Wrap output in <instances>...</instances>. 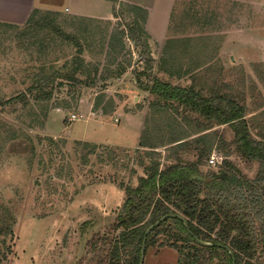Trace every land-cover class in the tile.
<instances>
[{
    "label": "rangeland",
    "instance_id": "374dc122",
    "mask_svg": "<svg viewBox=\"0 0 264 264\" xmlns=\"http://www.w3.org/2000/svg\"><path fill=\"white\" fill-rule=\"evenodd\" d=\"M105 2L94 14L107 20L37 11L30 26L0 25V224L10 228L0 236V264L100 261L104 250L89 244L112 228L120 186H136L151 161L169 163L166 148L140 147L151 106L158 102L168 124L174 113L150 93L155 79L204 93L216 86L243 107L251 136L264 142V0ZM167 52L180 76L160 69ZM75 59L90 66L76 72L79 83L66 80ZM49 69L57 71L49 97L29 92ZM89 74L90 87L80 83ZM177 109L178 120H191L182 124L188 135L196 133L201 120ZM209 127L201 135L212 134L214 164L209 156L201 171L228 161L253 180L258 164L237 154L231 126ZM179 156L196 159L193 151ZM176 261L169 248L143 257V264Z\"/></svg>",
    "mask_w": 264,
    "mask_h": 264
},
{
    "label": "trees",
    "instance_id": "16d2710c",
    "mask_svg": "<svg viewBox=\"0 0 264 264\" xmlns=\"http://www.w3.org/2000/svg\"><path fill=\"white\" fill-rule=\"evenodd\" d=\"M36 13L32 12L24 26L31 25ZM168 55L162 58L160 69L173 76L178 72L169 65L172 58L170 53ZM262 66H257L259 77ZM89 67L75 59L66 80L79 83L76 72L82 74ZM92 72L96 73L93 67ZM56 73L51 69L37 73L29 92L33 89L49 97L50 92L44 91L52 86ZM90 74L80 83L92 86L95 79L90 78ZM150 93L156 100L170 104L174 115L169 116L171 122L168 124L163 108L156 111L158 102L152 105V119L147 120L140 147L149 149V154L155 149L166 148L169 163L162 166L158 161H151L144 175L137 179L136 186H120L124 200L112 228L89 244L93 251L104 250L97 264H138L143 240L144 254L153 247L169 248L176 253V264H233L228 250L235 264H264V142L251 136L243 107L230 95L219 92L216 86L204 93L194 85L182 88L155 79ZM172 105L182 108L185 116L193 114L201 120L197 122L196 133L188 135L182 124L188 127L191 120L184 117L178 120L180 113ZM154 116L162 120L158 122ZM150 123L152 129L148 128ZM211 124L231 126L237 154L245 161L258 164L253 180L243 177L228 161H223L218 171H201L203 161L209 158L214 147L211 133L201 135ZM145 139L153 144L148 145ZM183 151H193L195 161L183 162L179 156ZM174 216H180L186 226ZM163 218L145 236L147 229ZM9 232L10 228L1 223L0 236ZM196 239L210 246H203Z\"/></svg>",
    "mask_w": 264,
    "mask_h": 264
},
{
    "label": "crops",
    "instance_id": "0c3cea01",
    "mask_svg": "<svg viewBox=\"0 0 264 264\" xmlns=\"http://www.w3.org/2000/svg\"><path fill=\"white\" fill-rule=\"evenodd\" d=\"M106 2L105 0H0V23L22 26L33 11L68 13L78 18L107 20L94 14L97 6H102L101 4Z\"/></svg>",
    "mask_w": 264,
    "mask_h": 264
},
{
    "label": "water",
    "instance_id": "95a60500",
    "mask_svg": "<svg viewBox=\"0 0 264 264\" xmlns=\"http://www.w3.org/2000/svg\"><path fill=\"white\" fill-rule=\"evenodd\" d=\"M174 217H178L179 219H181V220L183 221L184 225L186 226L185 221H184L180 216H174ZM163 220H164V218L161 219V220H160L158 223H156L155 225L149 227V228L147 229V231L145 232V236H147V235L149 234V232H150L151 230H153L155 227H157V226L159 225V223L162 222ZM196 241H197V243H199V244H201V245H203V246H210V244L203 243V242H201V241H199V240H197V239H196ZM228 252H229V254H230L231 257H232L233 264H235V262H234V258H233V255H232V252H231L230 250H228ZM143 257H144V240H143V242H142V246H141V249H140V257H139V263H138V264H143Z\"/></svg>",
    "mask_w": 264,
    "mask_h": 264
},
{
    "label": "built area",
    "instance_id": "2783aa9c",
    "mask_svg": "<svg viewBox=\"0 0 264 264\" xmlns=\"http://www.w3.org/2000/svg\"><path fill=\"white\" fill-rule=\"evenodd\" d=\"M208 163L210 165H213L214 164V158L212 156H210Z\"/></svg>",
    "mask_w": 264,
    "mask_h": 264
}]
</instances>
